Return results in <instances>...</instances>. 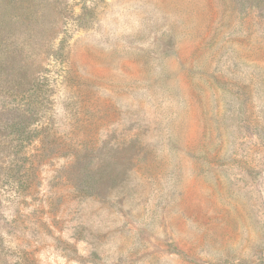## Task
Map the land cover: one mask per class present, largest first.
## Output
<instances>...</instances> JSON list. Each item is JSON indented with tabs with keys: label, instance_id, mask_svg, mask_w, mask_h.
Here are the masks:
<instances>
[{
	"label": "rangeland",
	"instance_id": "rangeland-1",
	"mask_svg": "<svg viewBox=\"0 0 264 264\" xmlns=\"http://www.w3.org/2000/svg\"><path fill=\"white\" fill-rule=\"evenodd\" d=\"M0 264H264V0H0Z\"/></svg>",
	"mask_w": 264,
	"mask_h": 264
}]
</instances>
